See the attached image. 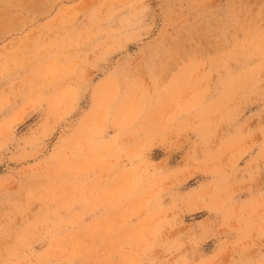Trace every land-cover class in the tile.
<instances>
[{"label":"rangeland","instance_id":"374dc122","mask_svg":"<svg viewBox=\"0 0 264 264\" xmlns=\"http://www.w3.org/2000/svg\"><path fill=\"white\" fill-rule=\"evenodd\" d=\"M0 264H264V0H0Z\"/></svg>","mask_w":264,"mask_h":264}]
</instances>
